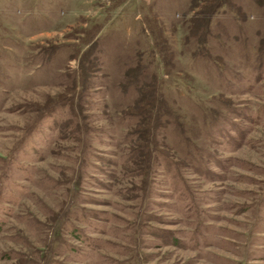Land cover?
<instances>
[{
	"label": "rangeland",
	"instance_id": "obj_1",
	"mask_svg": "<svg viewBox=\"0 0 264 264\" xmlns=\"http://www.w3.org/2000/svg\"><path fill=\"white\" fill-rule=\"evenodd\" d=\"M0 264H264V0H0Z\"/></svg>",
	"mask_w": 264,
	"mask_h": 264
}]
</instances>
